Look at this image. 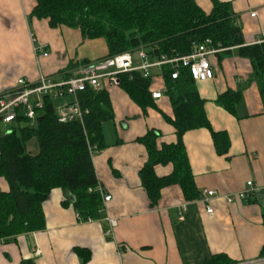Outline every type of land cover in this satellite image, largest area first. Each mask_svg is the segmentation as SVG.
I'll use <instances>...</instances> for the list:
<instances>
[{"label":"crops","instance_id":"crops-1","mask_svg":"<svg viewBox=\"0 0 264 264\" xmlns=\"http://www.w3.org/2000/svg\"><path fill=\"white\" fill-rule=\"evenodd\" d=\"M222 1L231 2L238 14L245 44L264 40V0ZM197 3L204 11L211 8L210 0ZM35 4V0H0V92L14 88L19 78L34 83L42 74L59 80L82 62L107 54L102 38L83 40L76 28H51L47 19L31 17ZM209 60L214 76L196 82V87L212 128L227 132L229 150L227 155H219L203 128L187 131L183 142L196 188L200 194L203 190L215 193L208 201L211 213L200 201L202 194L186 202L174 185L163 188L159 201L150 204L138 177L146 152L135 139L154 128L161 133L159 141L169 143L175 140L174 130L155 109L143 112L117 84L101 79L113 109V118L102 123L104 146L92 154L97 179L110 195L101 218L78 220L72 205H63L65 193L53 189L43 202L45 228L18 235L11 242L0 241V264H19L23 259L35 264H80L75 247L90 251L86 264H203L213 254H224L236 263L261 259L264 85L248 82L250 62L237 55L236 48H231L230 55L219 58L215 53ZM158 88L157 82L154 89ZM227 89L242 91L236 115L215 103ZM155 102L161 111L171 114L165 96ZM170 170V165L155 167L158 176ZM0 188L7 190L3 179ZM242 190H250V194L234 197ZM106 218L116 222L110 234Z\"/></svg>","mask_w":264,"mask_h":264},{"label":"trees","instance_id":"trees-1","mask_svg":"<svg viewBox=\"0 0 264 264\" xmlns=\"http://www.w3.org/2000/svg\"><path fill=\"white\" fill-rule=\"evenodd\" d=\"M35 1L31 17L47 19L51 28H76L83 40L102 38L107 47L104 57L140 50L150 59L161 55L183 56L194 45L209 39L208 47L220 49L216 52L219 58L230 55L231 48H236L237 55L250 62L248 82L264 85V40L244 43L238 14L229 1L210 0L209 11H204L197 0ZM172 71L170 65H164L161 74L149 77H143L140 71L116 76L117 86L131 101L143 112L155 109L174 130L175 140L169 143L160 142L161 133L154 128L135 139L146 152L138 177L151 205L159 201L161 190L167 186H177L186 202L201 196L183 142L187 131L206 129L219 155H227L230 145L226 131L212 128L204 110L205 101L188 69L178 68L176 78H171ZM65 73L67 77L71 71ZM157 82L165 88L162 96L171 106L169 115L157 107L151 96ZM260 91L263 92L262 87ZM241 93L240 89H227L217 96L215 103L236 115ZM41 100L42 107L37 109L35 119L21 114L20 108L7 130L0 129V179L7 184V190L0 188V241L5 243L45 228L43 202L53 189L65 193L63 205L71 204L80 221L99 220L104 208L96 189L99 181L92 154L104 146L102 123L113 118L107 90L87 87L78 93L80 105L88 109L82 123L58 122L54 99L44 95ZM157 165H170L171 170L158 176ZM262 217L264 222V213ZM73 250L80 264L90 259L89 250L80 247ZM259 258H264V245ZM233 263L236 261L224 254H213L203 264ZM19 264L35 262L23 259Z\"/></svg>","mask_w":264,"mask_h":264},{"label":"built area","instance_id":"built-area-1","mask_svg":"<svg viewBox=\"0 0 264 264\" xmlns=\"http://www.w3.org/2000/svg\"><path fill=\"white\" fill-rule=\"evenodd\" d=\"M254 12L251 16H254ZM210 40L207 39L203 43L194 45V49L186 55L169 57L161 55L158 58L150 59L142 50L137 51L136 57L131 52H123L113 56H106L86 64L79 65L73 70L69 76L54 80L40 75L37 82H29L24 78L16 81V86L10 90L0 92V120L4 123H10L16 117L18 109L21 114L33 120L37 116V109L42 107L41 97L50 95L54 98L69 96L70 99L58 105L55 108L57 121L60 123L78 120L83 122V117L88 113L87 108H83L78 100V93L84 91L87 87L94 90H100L101 79H107L110 84H117V74L140 71L143 77H149L153 73L161 74V68L164 65H170L172 68L171 78H176L178 68L185 67L188 69L191 78L195 82L211 80L214 76L209 57L220 49L208 47ZM43 47H40V51ZM164 86L154 89L151 92L153 99L162 97ZM99 181V180H98ZM248 186L252 185L251 181L246 182ZM96 189L102 196V203L110 200V195H106L103 191L101 183L98 182ZM200 201L205 206L207 213L212 212V208L208 204L209 197L215 196L211 190H203ZM250 194V190H242L235 193L234 197L245 198ZM227 202L232 198L226 197ZM104 209V208H103ZM109 224L107 234L111 233V229L115 226L114 219L106 218ZM87 221H91L88 219ZM35 254H40L39 250H35ZM264 258L252 262H241L233 264H263Z\"/></svg>","mask_w":264,"mask_h":264},{"label":"rangeland","instance_id":"rangeland-1","mask_svg":"<svg viewBox=\"0 0 264 264\" xmlns=\"http://www.w3.org/2000/svg\"><path fill=\"white\" fill-rule=\"evenodd\" d=\"M136 55H137V52H134L133 53V56L134 57H136ZM39 77H40V75L38 76V79H37V81L39 80ZM70 99V97L69 96H63V97H61V98H54V108H57L58 107V105L59 104H61V103H64V102H66V101H68ZM107 124V123H106ZM109 124V123H108ZM9 125V123L7 124V126ZM6 126V124L5 123H3V122H0V129L2 130V131H4V130H7V127ZM110 126V125H109Z\"/></svg>","mask_w":264,"mask_h":264}]
</instances>
